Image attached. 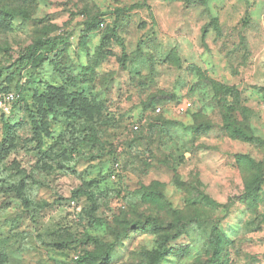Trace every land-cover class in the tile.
I'll return each mask as SVG.
<instances>
[{"label":"rangeland","instance_id":"374dc122","mask_svg":"<svg viewBox=\"0 0 264 264\" xmlns=\"http://www.w3.org/2000/svg\"><path fill=\"white\" fill-rule=\"evenodd\" d=\"M38 39L54 44L17 63ZM0 49L18 95L0 110V264H148L163 235L189 251L159 264H212L214 228L221 264H264L243 158L264 163V142L221 129L264 141V0H0Z\"/></svg>","mask_w":264,"mask_h":264},{"label":"trees","instance_id":"16d2710c","mask_svg":"<svg viewBox=\"0 0 264 264\" xmlns=\"http://www.w3.org/2000/svg\"><path fill=\"white\" fill-rule=\"evenodd\" d=\"M104 26L105 24L102 19L99 21V28L104 27ZM52 44L54 43L45 41L43 39H38L34 41L33 43H31L30 45L22 49H19L17 52V55H18L17 63L22 62V61H28V60L29 61L36 60L37 59L36 55L38 54V52L42 51L43 49L50 48ZM106 46H108V43L106 44ZM0 50H4V49H0ZM2 70L3 68L0 67V76H1ZM57 86L60 88L61 92H64L63 90L65 89L64 85H53V84H51L50 92L53 93L55 90L59 89V88H56ZM236 95L238 96L239 94L237 93ZM52 101L53 99L50 100V103ZM67 102H68V97H65V99L61 102V104L62 105L68 104ZM228 102H229V98H228ZM212 126L213 125L210 123L207 125L195 124L193 127V130H195V133H200L202 131L210 130ZM223 128L225 132L227 133V135L233 139H237V140L251 143V144L253 143L258 144V143L264 142L260 137L247 133L246 129L240 126L237 120L236 121L226 120V122L224 120ZM244 156L245 155H243V158L247 159L252 169L254 170L253 172L251 171L249 172L250 176L245 181V191H244L245 193L244 194L247 197V199H250L252 200V202H255L258 199L259 193L262 191V188L264 185V163L262 161H255L254 159L248 156H245V157ZM243 166H245L244 163H243ZM156 193L159 194V191ZM206 200L209 202H215L207 195H206ZM225 205H220V206L225 207ZM153 226L156 229L160 230L158 225H153ZM212 230H213L214 236H213V239L209 241V244L213 248V253H214L213 258L217 259V263H216V260L214 259L215 261L212 264H221L223 252L226 248V245H228V242H226L227 238H226L225 233H223L221 230L216 229V228ZM124 235L116 234L115 236L116 244L123 238ZM179 235H180V232H177L172 238L177 239ZM116 244L114 243L106 244V250H107L106 252H109L110 249L114 247V245ZM188 248L189 247L187 244L184 245L181 243H178V244L174 243L173 245H169L167 237L163 235L162 238L160 239V244L154 250L148 251V254H149L148 264H159L161 260H163L169 255V253L183 254L184 252L189 251Z\"/></svg>","mask_w":264,"mask_h":264},{"label":"built area","instance_id":"2783aa9c","mask_svg":"<svg viewBox=\"0 0 264 264\" xmlns=\"http://www.w3.org/2000/svg\"><path fill=\"white\" fill-rule=\"evenodd\" d=\"M103 26V25H102ZM18 95L15 91H4V92H0V110L3 111L4 113H10L11 111V108H12V105L13 103L15 102V100L17 99ZM192 106V103L191 102H184L182 105L179 106V110L180 111H185V110H188L190 109ZM154 112L156 114H159L162 112V108L159 106V107H156L154 109ZM133 129L134 130H138L139 129V125L136 123L134 126H133ZM118 165H116L117 167ZM113 178L116 177V173L112 175Z\"/></svg>","mask_w":264,"mask_h":264},{"label":"crops","instance_id":"0c3cea01","mask_svg":"<svg viewBox=\"0 0 264 264\" xmlns=\"http://www.w3.org/2000/svg\"><path fill=\"white\" fill-rule=\"evenodd\" d=\"M264 106V105H263ZM214 126V125H213ZM212 126V128L210 129V130H207V131H204V132H210V131H212V130H214L216 127H213ZM221 129H222V131H223V133L225 134V135H227V133L225 132V130H224V128H223V124H221ZM228 136V135H227ZM235 164L237 165V166H239V162L235 159ZM244 189H245V185H244ZM212 200H215V199H213L212 198ZM216 201V200H215Z\"/></svg>","mask_w":264,"mask_h":264}]
</instances>
